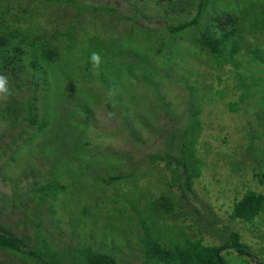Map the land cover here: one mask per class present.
Here are the masks:
<instances>
[{
  "label": "rangeland",
  "instance_id": "rangeland-1",
  "mask_svg": "<svg viewBox=\"0 0 264 264\" xmlns=\"http://www.w3.org/2000/svg\"><path fill=\"white\" fill-rule=\"evenodd\" d=\"M198 3L0 0L2 31L35 32L57 49L56 79L49 72L48 83L28 68L4 69L0 57V73L14 91L0 101V232L37 251L48 246L66 264H77L84 246L110 253L118 264H155L147 240L219 245L237 231L254 257L225 250L228 264L264 262V209L252 221L231 217L247 191L264 195L258 178L264 173V64L245 45L236 55L239 66H219L196 40L197 29L218 26L217 15L237 12L236 0H209L197 25L173 35L167 26L192 19ZM247 39L264 47V32ZM165 43L179 49L175 54L169 47L166 62L169 56L157 54ZM81 50L86 65L94 51L99 55L102 79L99 69L88 78ZM148 67L164 76L161 88L151 75L139 78ZM237 72L247 83L243 98ZM33 94L49 122L40 133L24 109ZM14 103L21 108L16 113L9 110ZM196 121L201 167L189 190L174 159ZM116 175L123 179L108 181ZM50 184L66 187L47 194ZM160 198L167 202L156 204ZM0 264L42 263L0 248Z\"/></svg>",
  "mask_w": 264,
  "mask_h": 264
},
{
  "label": "trees",
  "instance_id": "trees-1",
  "mask_svg": "<svg viewBox=\"0 0 264 264\" xmlns=\"http://www.w3.org/2000/svg\"><path fill=\"white\" fill-rule=\"evenodd\" d=\"M239 4L237 12L223 11L217 15L214 20L217 21L218 26H207L205 28L197 29L196 40L200 47L211 59L218 62L219 66H224L226 63H233L235 66H239L240 62L236 55L241 49L247 45L248 53L251 58L264 64V47L254 44L252 40H246L248 34L253 35L257 40L259 34L264 32V0H236ZM209 0H199L197 13L192 19L180 22L178 24H169L167 29L175 35L177 32L187 29L193 25H197L198 21L204 16V12L207 10ZM68 33H72V28ZM19 34V30H6L2 31L0 28V57H2L1 66L10 72L23 71L26 68L38 72L45 76V83L48 73L56 79L55 69L52 67V63L56 61L57 49L48 40H44L40 35L35 32L28 33V36H22ZM12 38H20V40L12 44ZM27 40H26V39ZM70 38L73 37L70 35ZM88 43V38L84 41L85 46ZM76 45L79 44L76 42ZM175 54L179 53L177 45L173 43H165L157 50V54H166L165 57L170 55V50ZM165 50V51H164ZM96 53V51H94ZM105 53V50H104ZM172 53V54H173ZM140 54V53H139ZM141 55V54H140ZM81 57L84 59L81 62L85 66L86 74L92 75L96 69H99L98 78H101L103 73V64L99 62L98 66L93 65L91 56L87 65L85 63V54L81 50ZM169 56L166 61H169ZM52 67V68H51ZM51 69V70H50ZM138 69V67H137ZM142 75L139 78L145 76H153L158 80V84L161 88L164 80L163 75L159 74L155 68H143ZM16 74V73H14ZM13 74V75H14ZM136 74V73H135ZM240 79L238 83L239 87H243L244 92L242 98L246 96L247 83L244 77H240L239 72L236 73ZM91 79V78H90ZM102 79V78H101ZM38 86V82L36 83ZM38 96L33 94L30 99L24 101V109L26 117L32 125H35L36 133H40L47 128L48 120H45V114H40V107L38 105ZM14 107H9L10 112H18L19 105L14 103ZM124 105V104H123ZM194 115V114H193ZM198 122H192L185 130L183 136L185 137L181 141V156L175 158L174 161L177 165L182 166L183 170L181 176L183 181L181 183L183 188L192 189L193 178L200 173L201 160L195 157V143L196 137L199 133ZM170 163L171 161L168 160ZM259 181L264 184V173L258 174ZM123 179V176L116 175L109 178V182L118 181ZM179 179L177 175L175 181ZM66 186L56 185L44 186L45 193L51 191H64ZM171 199V198H170ZM167 201L164 198H160L156 204L162 205ZM171 203V200H170ZM264 209V195L255 191H247L241 199L235 202L231 217L233 219H240L244 221H252L257 217ZM147 256L155 264H228L227 259L223 255V251L234 249L240 255H254L248 250L246 245L241 241L239 232L234 231L231 236L222 244H205L200 239L186 238L183 242H170L169 245H162L154 239L147 240L146 242ZM46 246V244H45ZM0 248L11 251L13 253H23L34 259H38L42 264H66L64 259L60 257V253L53 251L47 246L46 251H37L21 237H16L7 232H0ZM51 255L50 259L46 256ZM79 262L77 264H118L115 257L110 253H103L99 250L93 249L91 246H84L80 250ZM256 264H264V262L256 259Z\"/></svg>",
  "mask_w": 264,
  "mask_h": 264
},
{
  "label": "clouds",
  "instance_id": "clouds-1",
  "mask_svg": "<svg viewBox=\"0 0 264 264\" xmlns=\"http://www.w3.org/2000/svg\"><path fill=\"white\" fill-rule=\"evenodd\" d=\"M91 60L95 67L99 65L100 57L97 53H92ZM13 95L14 91L10 86L9 77L4 73H0V101H7Z\"/></svg>",
  "mask_w": 264,
  "mask_h": 264
}]
</instances>
